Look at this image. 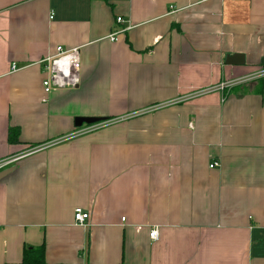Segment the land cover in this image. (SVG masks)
Instances as JSON below:
<instances>
[{"label": "crops", "instance_id": "obj_1", "mask_svg": "<svg viewBox=\"0 0 264 264\" xmlns=\"http://www.w3.org/2000/svg\"><path fill=\"white\" fill-rule=\"evenodd\" d=\"M57 47L80 84L44 94ZM263 58L264 0H0V264H264Z\"/></svg>", "mask_w": 264, "mask_h": 264}, {"label": "built area", "instance_id": "obj_2", "mask_svg": "<svg viewBox=\"0 0 264 264\" xmlns=\"http://www.w3.org/2000/svg\"><path fill=\"white\" fill-rule=\"evenodd\" d=\"M116 23L119 25H124L126 22L121 17H118L116 18ZM116 36L117 33L110 35L109 36L110 41H115ZM38 65L41 67V70L45 75V79L42 82L44 94H48L52 90L75 89L80 84L79 73L81 68V62H80L79 47H74L71 49H64L62 47H57L55 50V54L53 56H48L44 58L42 61L38 63ZM11 70L15 71L16 67L12 65ZM259 77H264V70H261V72L256 77H252L251 79L259 78ZM234 84L235 83H231V82L222 83L216 86L214 89L208 90V92H213L216 90L224 91L225 89L230 88ZM111 122L113 121H106L94 125L82 126L77 130L76 134H74L72 137H78L80 135L94 132L98 129L103 128L104 126L111 124ZM35 150L37 149H34L32 152H34ZM15 160L16 159H9L6 161H2L0 163V172L7 169L12 164H14ZM218 166L219 164L217 162H214L209 165V169H214ZM87 220H88V214L84 213L81 209H76L74 211V221L77 225H84ZM148 237L151 241L157 242L159 240V233L157 229L154 228L151 231H149Z\"/></svg>", "mask_w": 264, "mask_h": 264}, {"label": "water", "instance_id": "obj_3", "mask_svg": "<svg viewBox=\"0 0 264 264\" xmlns=\"http://www.w3.org/2000/svg\"><path fill=\"white\" fill-rule=\"evenodd\" d=\"M226 65L228 66H242L244 64V57L243 55H232L226 57L225 60ZM260 64L262 67H264V58L261 59ZM106 119L102 118H77L74 120V126L76 128H80L83 125L89 126L94 125L97 123L105 122ZM12 168L5 169L0 172V179L7 176L10 172H12Z\"/></svg>", "mask_w": 264, "mask_h": 264}, {"label": "trees", "instance_id": "obj_4", "mask_svg": "<svg viewBox=\"0 0 264 264\" xmlns=\"http://www.w3.org/2000/svg\"><path fill=\"white\" fill-rule=\"evenodd\" d=\"M107 121V119H106ZM18 131H13L12 129L9 132L8 141L11 143L17 142ZM21 264H44V247L40 248H26L23 252Z\"/></svg>", "mask_w": 264, "mask_h": 264}, {"label": "rangeland", "instance_id": "obj_5", "mask_svg": "<svg viewBox=\"0 0 264 264\" xmlns=\"http://www.w3.org/2000/svg\"><path fill=\"white\" fill-rule=\"evenodd\" d=\"M46 58V57H45ZM106 122V121H105ZM102 123V122H101ZM84 126H86V125H84ZM83 128H85V127H83Z\"/></svg>", "mask_w": 264, "mask_h": 264}]
</instances>
